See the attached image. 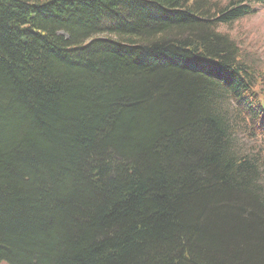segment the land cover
<instances>
[{"label": "trees", "instance_id": "obj_1", "mask_svg": "<svg viewBox=\"0 0 264 264\" xmlns=\"http://www.w3.org/2000/svg\"><path fill=\"white\" fill-rule=\"evenodd\" d=\"M216 2L0 0V264H264L233 136L264 71L227 31L264 0Z\"/></svg>", "mask_w": 264, "mask_h": 264}, {"label": "rangeland", "instance_id": "obj_2", "mask_svg": "<svg viewBox=\"0 0 264 264\" xmlns=\"http://www.w3.org/2000/svg\"><path fill=\"white\" fill-rule=\"evenodd\" d=\"M214 1H217V6L212 10L216 11L228 0ZM227 26V31L240 46L244 59L253 68L264 71V5L258 6L255 13ZM223 106L232 110V106L228 102H225ZM244 121L246 120L244 119ZM233 136L235 147L239 152L256 158L258 168L261 169L260 179L264 182V133L252 136L243 126H236Z\"/></svg>", "mask_w": 264, "mask_h": 264}]
</instances>
